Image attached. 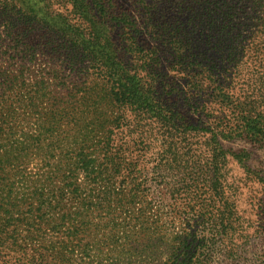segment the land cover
Listing matches in <instances>:
<instances>
[{
    "label": "trees",
    "instance_id": "1",
    "mask_svg": "<svg viewBox=\"0 0 264 264\" xmlns=\"http://www.w3.org/2000/svg\"><path fill=\"white\" fill-rule=\"evenodd\" d=\"M263 1L246 10L264 32ZM238 18L229 0H0V264H245L259 222L223 142L264 148V34Z\"/></svg>",
    "mask_w": 264,
    "mask_h": 264
},
{
    "label": "rangeland",
    "instance_id": "2",
    "mask_svg": "<svg viewBox=\"0 0 264 264\" xmlns=\"http://www.w3.org/2000/svg\"><path fill=\"white\" fill-rule=\"evenodd\" d=\"M229 1L231 6L237 11L239 16L237 22L244 34L251 37L254 41L256 38L262 40L264 32L259 31L252 23V17L256 15L255 11L251 10L252 6L246 10V0ZM125 6L130 7L128 4ZM257 43L262 44L260 42ZM262 51L264 53V47H262ZM223 146L232 155L230 157V169L234 183L238 186L237 198L239 202L237 205L241 215L244 220L251 224L259 222L256 227L250 226L247 230L248 235L243 238L245 242L249 237L252 239L251 243H246V252L243 254L239 253L245 259L246 264L247 255L249 260L255 258V255L259 256L261 254L260 247L264 236V148L249 144L240 138L224 141ZM259 225L260 227H258ZM256 230L258 232H255ZM252 243L259 244L258 249H255V251L250 248ZM254 252L257 254H254ZM260 261L264 262V260ZM260 261H250L248 264H262ZM217 264L225 263L220 261Z\"/></svg>",
    "mask_w": 264,
    "mask_h": 264
}]
</instances>
